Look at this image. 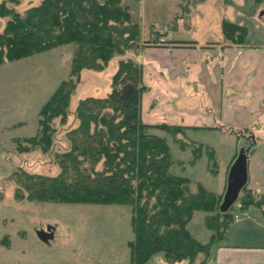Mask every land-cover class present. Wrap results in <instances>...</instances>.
<instances>
[{
    "label": "trees",
    "instance_id": "16d2710c",
    "mask_svg": "<svg viewBox=\"0 0 264 264\" xmlns=\"http://www.w3.org/2000/svg\"><path fill=\"white\" fill-rule=\"evenodd\" d=\"M20 2L5 0L0 8V14L9 18L0 33V66L57 46L74 45L69 78L42 107L38 134L28 141L30 147L49 152L56 121L68 122L82 73L104 70L115 56L140 47L141 27L122 0H42L24 14L15 11ZM222 28L226 45L246 42L245 26L224 21ZM150 44L146 41L144 45ZM113 81L107 97H88L78 103V125L67 132L69 148L57 156L60 173L22 172L17 177V198L35 203L129 206L135 233L130 244L134 264H145L160 253L170 264H206L212 249L228 236L234 222L231 209L237 204L241 212L257 208L264 214V193L246 185L236 204L223 212L221 195L201 185L193 191L189 178L172 171L174 160L167 138L152 133L160 129L181 143L178 136L185 128L142 120L146 87L141 65L132 59L121 60ZM244 138L250 139L246 145L249 157L257 141L254 136ZM239 149L234 162L243 147ZM210 155L215 158L213 151ZM201 211L211 231L206 244L188 229L195 213Z\"/></svg>",
    "mask_w": 264,
    "mask_h": 264
},
{
    "label": "rangeland",
    "instance_id": "374dc122",
    "mask_svg": "<svg viewBox=\"0 0 264 264\" xmlns=\"http://www.w3.org/2000/svg\"><path fill=\"white\" fill-rule=\"evenodd\" d=\"M4 1L0 0V8ZM41 2L21 0L14 8L24 14ZM228 2L226 11L222 7L225 0H122V6L129 9L133 21L141 27L140 47L115 56L104 70L82 73L71 100L68 122L61 125L56 121L57 132L49 152L30 147L28 141L38 134L42 107L59 85L69 78L74 45L57 46L0 66V264H134L130 244L135 240V233L129 206L35 203L26 198L18 199L17 177L22 172L43 176L60 173L57 156L69 148L67 132L78 125L75 116L78 103L88 97H107L112 91L114 75L121 60L132 59L144 65L145 56L140 54L148 49L144 45L146 41L164 45L166 42L162 36L166 34L173 41L219 42L220 38L223 39L221 27L225 20L246 27V45L254 49L264 48V3L259 6L253 0H244V6H241L238 4L242 2L240 0ZM7 7L12 6L8 4ZM1 14L0 33L9 20ZM198 19L205 21L201 24ZM181 84L184 94L180 103L171 107L172 110L190 117H204L197 119L199 122L188 126L178 136L181 143L160 129L154 128L152 133L167 138L174 160L172 171L189 178L193 191L201 185L217 193L229 151L227 138L219 130L236 137L237 148L243 147L241 154L247 155L246 145L250 144V139L247 141L244 137L254 136L257 148L264 142V122L249 130L222 124H219V130L212 129L206 125L207 120L213 117L212 109L201 104L198 86L187 80ZM162 124L166 123L156 125ZM212 151L216 152L215 158L210 155ZM225 193L221 195L222 200ZM231 210L234 217L239 216L240 222H233L231 229L235 228L222 244L256 245L258 241L252 240L257 239L256 236L241 238L238 234L244 226L255 234L253 229L259 228L256 218L251 217L248 211L241 212L237 204ZM205 217V212H196L188 225L203 244L211 238ZM41 233L52 235V238L45 242ZM145 264L170 263L160 253Z\"/></svg>",
    "mask_w": 264,
    "mask_h": 264
},
{
    "label": "crops",
    "instance_id": "0c3cea01",
    "mask_svg": "<svg viewBox=\"0 0 264 264\" xmlns=\"http://www.w3.org/2000/svg\"><path fill=\"white\" fill-rule=\"evenodd\" d=\"M228 1L225 0L222 5L226 11ZM240 1L242 2L238 4L244 6V0ZM232 2L235 0H230V3ZM253 2L260 6L264 0ZM204 21L197 20L201 24ZM178 25L180 29V24ZM163 35L162 38L166 42L164 45L150 44L147 45L146 53H137L145 56V64L139 63L144 70L143 83L146 87L145 95L142 97L144 123L150 125L166 123L186 129L199 122L197 119L204 117L202 115L190 117L189 114L172 110L171 107L179 104L182 99L185 90L181 83L185 80L198 86L201 104L212 109L213 117L207 120L208 127L218 129L219 124H222L248 130L257 123L264 122V48L254 49L246 43L226 45L224 36L219 42L200 43L194 40L173 41L169 40L170 35ZM190 120L194 122H188ZM219 132L227 138L226 144L229 149L223 163L220 188L216 193L222 195L226 191L229 172L239 146L237 148L236 137L221 130ZM247 186L250 190L264 193V142L257 146L248 159ZM248 213L256 218L259 228L253 229L255 234H252L251 230L244 226L238 234L241 238L252 239L256 236L257 239L252 240H257L258 243L220 244L212 249L206 264H264V214L257 208H250ZM234 228L230 229L226 240Z\"/></svg>",
    "mask_w": 264,
    "mask_h": 264
},
{
    "label": "water",
    "instance_id": "95a60500",
    "mask_svg": "<svg viewBox=\"0 0 264 264\" xmlns=\"http://www.w3.org/2000/svg\"><path fill=\"white\" fill-rule=\"evenodd\" d=\"M248 159L246 154L240 153L230 169L226 193L220 207L223 212H228L236 204L241 191L248 183ZM41 238L48 242L52 235L41 233Z\"/></svg>",
    "mask_w": 264,
    "mask_h": 264
},
{
    "label": "built area",
    "instance_id": "2783aa9c",
    "mask_svg": "<svg viewBox=\"0 0 264 264\" xmlns=\"http://www.w3.org/2000/svg\"><path fill=\"white\" fill-rule=\"evenodd\" d=\"M162 42H164V41H162ZM234 221H235V222H238V221H239V216L236 215V216L234 217Z\"/></svg>",
    "mask_w": 264,
    "mask_h": 264
}]
</instances>
